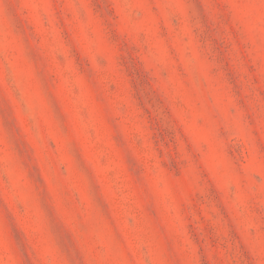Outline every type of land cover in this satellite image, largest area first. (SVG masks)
<instances>
[{
  "label": "rangeland",
  "instance_id": "374dc122",
  "mask_svg": "<svg viewBox=\"0 0 264 264\" xmlns=\"http://www.w3.org/2000/svg\"><path fill=\"white\" fill-rule=\"evenodd\" d=\"M0 264H264V0H0Z\"/></svg>",
  "mask_w": 264,
  "mask_h": 264
}]
</instances>
